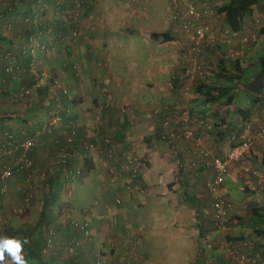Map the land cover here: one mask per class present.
I'll return each instance as SVG.
<instances>
[{"label":"crops","instance_id":"0c3cea01","mask_svg":"<svg viewBox=\"0 0 264 264\" xmlns=\"http://www.w3.org/2000/svg\"><path fill=\"white\" fill-rule=\"evenodd\" d=\"M47 2L52 6L51 12L37 18L34 24L26 20L32 11L28 0H8L0 12V43L6 51L15 50L21 54L17 51L18 46L28 39L31 28L35 32L42 29L40 36H45L40 38L41 44H53L55 49L46 54L36 50L38 65L49 68L53 78L63 87H69L74 99L62 96L59 102L50 87H33V77L27 72L33 54L22 55L23 70L13 73L5 71L7 62L0 56L1 95L12 96L23 86L33 87L39 96L35 104L0 109V116L19 114L12 119L0 117V141L5 130L13 131L18 139L35 140L34 146L26 152L12 149L5 153L6 162L18 161L25 155L33 161V166L16 168L7 180L9 187L4 192L0 177V199L3 200H0L3 207V211L0 210L3 225V228L0 226V236H4L5 228L30 225L17 227L25 219L12 214L11 208L25 202L28 190L24 177L26 171H31L38 178L47 176L57 197L47 205L48 220L34 240L38 244L31 241L32 245H25V248L29 247L30 256L25 250L28 264H121V258L135 260V264H236L225 249H219V245L228 240L240 251L246 248L243 236L252 233L251 223H248L252 221L249 209L264 199V165L261 162L264 139H254L249 156L235 162L229 172L234 181L245 183L248 198L236 201L238 196L232 183L226 182L222 188L227 190L226 196L232 205L229 216L220 225L214 222L212 235L220 241L216 246L217 256L210 254V250L198 253L195 248L202 245L199 242L202 232H197L195 226L198 227V223L203 227L208 225L200 212L207 210L205 197L212 195L208 181L214 173L211 169L191 164L200 162L202 152L206 150L222 155L234 140L252 136L263 127L264 91L258 102L252 100L251 107L235 110V102L232 105L222 100L207 102L196 94L185 100L174 84L172 73L185 66L180 51L181 46L187 44L188 37L182 31L180 19L174 20L172 14L160 17L156 12L151 13L154 4L165 6V0H89L82 12L79 38L68 36L73 24L64 25L69 5L64 8L65 4L57 7L56 0ZM169 3L172 9V0ZM214 5L217 18L221 20L217 23L222 29L227 28V13L219 12V0ZM30 17H35L33 12ZM242 21V28L233 33L234 40L246 36L245 33L255 25L260 31L263 25L246 17ZM57 32L69 39L55 37ZM181 32L183 36L180 38ZM153 33L166 34L170 39L165 40L162 35L154 38ZM229 47L230 44H223L219 48L226 53ZM122 58L127 59L132 68L127 73L119 64ZM241 82L245 87L246 83ZM57 91L59 96L63 93L60 88ZM181 101H186L194 111L211 113L216 122L211 131L199 130L203 137L201 149H195L192 143H184L187 150L178 155L174 150L178 141L173 147L167 140L163 114L153 111L156 108L164 111ZM55 106L59 107L61 119L65 116V121L60 124L58 120L52 121L58 117L55 113L51 115ZM67 111L73 114L68 115ZM99 114L102 122L98 124L96 116ZM49 117H52V128L47 130L45 126ZM74 128L78 132L72 136ZM91 142L96 144L94 149L88 145ZM61 154L66 155V161H60ZM178 158L187 166L180 180L176 181ZM77 169L83 172L79 180L82 196L74 201L75 188H79L75 183L79 181L68 183L60 177ZM44 184L35 192L43 190ZM180 191H186L190 199L183 201ZM84 193L89 196L85 202L80 201ZM41 196L43 201L36 206L39 215L45 200L42 193ZM212 197L215 201L216 196ZM213 204L209 205L210 211H213ZM190 207L200 211L193 212L191 222ZM72 217L89 220L91 234L86 236L81 229L74 228L70 224ZM50 227H56L58 231L57 245L44 253L42 248ZM72 239L78 240L79 245L75 253L70 254L64 244ZM257 264H264V259Z\"/></svg>","mask_w":264,"mask_h":264},{"label":"built area","instance_id":"2783aa9c","mask_svg":"<svg viewBox=\"0 0 264 264\" xmlns=\"http://www.w3.org/2000/svg\"><path fill=\"white\" fill-rule=\"evenodd\" d=\"M38 3L39 5L30 4V8L32 9L31 12L35 13V11L37 10L43 12L49 7V4L45 3L43 0H39ZM56 3L57 7H59L61 4L60 1H57ZM83 4V0H71V3H68L70 9L68 15L74 13V11L78 10V8H80V6ZM172 4L174 9V17L176 19H181L183 29H186L190 32L188 42L182 47L181 50V55L185 59L186 64L182 70L174 74L173 81L174 84L177 82L181 86L184 96H189L193 92L195 84L206 74V67L203 63L204 58L202 57L206 48L215 45L216 42V44H219L220 42L218 41H221L223 44L231 45V47H229L228 49L229 55L239 57L244 54V47L246 46V44L242 45V48L238 50L239 52H235V47L233 44V42H235V36L230 32L229 29L225 28L220 33L214 32L211 18L213 15H216V11L213 7V1L173 0ZM180 7L185 8V12H183L185 14L181 13ZM26 20L33 21L30 17H27ZM69 23L72 24L73 21L68 18L64 20V25H67ZM78 23L79 21L74 22L75 25L73 27H75L76 30L79 26ZM192 24H195L193 28H191ZM262 24H264V21L262 22ZM244 41H247V38H245ZM51 48L53 49L54 46L51 45ZM46 49L49 50V46ZM18 61L19 60L17 59L15 60L13 66L11 67V71L9 70V66L7 65V71L12 72L15 68L18 69V67L20 66L17 63ZM30 66L31 63L27 69L30 70ZM33 74L35 84L38 86L43 83L45 78L48 80V82H51V75L48 76L47 72H44L41 69H35L33 71ZM55 85L57 87H61L60 82L57 79H55ZM63 92L66 94L68 93V90L65 91V89L63 88ZM173 108H175L176 110L170 113L166 117V119H163V127L166 129V137L169 144H173L174 147V143L178 141L177 145L174 148L178 155L187 150V145H185L184 143H192L195 149H201L203 146V137L199 134V130L202 129L211 131L216 122L215 117L209 113L206 114L192 112L191 108L188 106V103L185 101L180 102L179 106ZM162 111L163 109H159L155 110L154 113L160 114ZM172 122H174V124H172ZM4 132V136L2 135V140L0 141V149L1 153L3 154L10 152L12 149H22L23 152H26L35 144V140L33 138L18 139L14 133L8 130ZM76 133L77 129L74 128L71 130L72 136L76 135ZM254 139H264V126L257 129L252 136L242 138L238 141L234 140L231 146L222 155H215L212 152L206 150L202 152V159L200 162H193L191 164V166L194 167L211 169L214 173L213 177L208 181V187L212 192H215L216 196L213 204L212 217L217 225H220V223L228 217L229 209L231 207V204L226 201V198L221 191L225 182V177L229 174L230 169L235 162L249 156L253 147ZM91 148H93V145L91 146ZM32 165V160L24 155L16 163L5 165L1 174V179L3 180L4 184H6L7 180L11 178L16 168L25 169L32 167ZM186 166V162H184L180 158L177 159V171L175 172L176 181L180 180ZM76 175L77 174L74 173L73 177H75ZM20 211L23 212L24 208ZM73 222L85 233L89 232V220H79L78 218H76L75 220H73ZM54 233V230L51 229L50 237L47 239L46 244L48 243V245H52L55 239ZM212 236V231L205 230L201 234L200 238L202 245H205L207 248L212 249L214 246V240ZM74 243L75 242L72 241L67 245V247L71 251L74 248ZM228 243H224L222 244V246L223 248L229 249L230 255L235 260L236 264H251L250 257L246 252H241L238 248H235L230 243ZM253 261H255V259ZM4 263L11 264V261L6 258Z\"/></svg>","mask_w":264,"mask_h":264},{"label":"rangeland","instance_id":"374dc122","mask_svg":"<svg viewBox=\"0 0 264 264\" xmlns=\"http://www.w3.org/2000/svg\"><path fill=\"white\" fill-rule=\"evenodd\" d=\"M63 1H65V0H60V2H63ZM83 1H84V4L81 5L80 8H78L79 14H78V10H75L74 13L68 15L69 12H70V9L69 8H68L67 11H65V13H66L65 16H68V19H70L71 21H73V23H72L73 25H75L74 22H78V21H79V23H78L79 26H81V24H82L81 23V20L83 19L82 12L84 11V7L86 6V3L89 0H83ZM165 1H166V5L165 6L164 5H161V4H156V5L154 4V7L151 10L152 11L151 13L154 14V12H156L158 14V16H160V17L167 16L168 14H170V16H171V14H172V18L174 19L175 18V17H173L174 16V11H173L174 9L173 8L172 9L170 8L171 7V4L169 3V0H165ZM225 1L226 0H219L220 6H223V4L225 3ZM7 3H8V0H0V12L3 11V9L5 8V6H7ZM68 3L70 4L71 3V0H68ZM30 4H31V2H30ZM51 9H52V6L49 4L48 9H46L45 11H43V12L40 11V10L35 11V13H34L35 17L34 18H31L30 17V14L32 13L31 11H29V13L27 15H29L28 17H30L33 20L32 22H34V24H35V21L37 22V18L38 19H41V18L45 17L47 15V13L49 14L51 12ZM217 14L218 13H216V15H213L212 16L211 21H212V27L214 28V32L220 33L223 29L221 28L222 26H220V23H217L220 20V18H217ZM59 15H61V14H59ZM87 17L90 18L89 17V14L87 15ZM245 17L249 21L252 20V19L253 20L255 19L257 22H259L261 24L264 21V7L263 8H258L257 6H254L253 12L250 13V14H246ZM216 19H217V21H216ZM174 20H178V19L175 18ZM179 23L181 24V26L183 28L182 22H179ZM69 24H67L65 26L68 27ZM242 24H243V21H242ZM79 26L77 27V30L75 29V27H69L70 30H71V34H69L68 36L70 38L71 37H75V38H79L80 37L81 30H80V27ZM194 26H195V24H192L191 25V28H193ZM254 27L255 28H253V29H251V30H249L248 32L245 33L246 36H241V39H238L239 42H238V40H235V42H233V44L235 46V52H239L238 50H240L242 48V45L246 44V46L244 47V54H243L244 55L243 56V61L245 63H249L251 61H256L257 59H260L261 57L264 58V35L263 34H260L258 25H255ZM227 29H229L231 33H234V31H235L233 28H231L229 26L227 27ZM172 31H175L173 29V27H172ZM182 31L184 32V34L187 35V37L190 36V32L187 31L186 29H183ZM41 33L42 32L40 31V29H37L36 32H34L33 34H30L29 35L28 39L26 38L24 41H22L19 44L17 51H19V53H21V54H17L16 52H14L15 50H13V51H11V50L6 51L3 48V43H0V56H1V59L2 60H5L7 62V65L9 66V70L10 71L12 69L11 67L13 66L15 60L16 59L17 60H21V56L22 55H26L28 53L33 54V61L31 62L30 70L27 69V72L33 77L34 76L33 71L35 69H37V68L38 69H43V68L40 67V65H38V61L39 60L37 61V58L35 57L36 50L40 49L43 53L46 54L47 52L50 53L51 51H53L55 49V46L53 44H49V45H47V44H45V45L44 44H41V39L44 38V36H45V35L40 36ZM55 35H56L55 37H57V38L58 37H62V38L65 37L64 34H62V33H59V34L57 33ZM182 36H183V33L181 32V34H180L179 37L181 38ZM67 37H65L63 39H65V40L69 39V37L68 38ZM184 37H185V35H184ZM245 38H247V41H244ZM218 42H220V44L223 45L221 41H218ZM216 43H215L214 46H212V47L209 46L208 48H206V50L204 51V55L202 56L204 58L203 59L204 60L203 61L204 66L206 67V69H205L206 70V76H210V75L213 74L211 71L213 70V68H216L218 66V62L217 61H219V58H221L223 56H226V55H229V52L227 51V49H226V53H225V51H221L220 48H219V44H216ZM51 45L54 46L53 49L51 48ZM184 45L185 44H183L181 46V50H182V47ZM48 46L50 48L49 50L46 49ZM118 54H120V52H118ZM180 56L182 57L181 51H180ZM119 64L124 69V72L125 73H127L130 69H132L127 59H123L122 58L119 61ZM45 66H48V65H45ZM21 69L23 70L22 66L21 67L19 66L18 67V71H21ZM43 71L44 72H47L48 76L51 75V77H52V73L49 70V68H44ZM256 71H257V64L255 63L254 66H251V67H249L247 69V71H246V73L244 75V81L247 82V80H250L253 77V75L256 73ZM12 72H14V71H12ZM174 74L175 73H172V79L174 77ZM211 77L212 76H210V78ZM52 79H56V78H53L52 77ZM48 83H49L48 80L45 78V80L43 81V83H41V85L38 86V85L34 84L33 87L34 88H40V87H43V86L47 85ZM60 85H61L62 91H63V88L65 89V91L68 90V93L67 94H69L70 99H74V95L73 94H70L71 91H70L69 87H67V86H64L63 87L61 82H60ZM33 87L27 88V87L21 86L18 90H16V93H14L12 96H5L3 94L1 95V93H0V109H2V108L3 109H9V108L10 109H15L16 107H19L18 105L24 106L26 104L29 105L31 103H34L35 104L36 101L37 102L39 101V100H37L38 99L37 97H39V96L37 95V92L35 91V89ZM247 89H248V87H246V86L245 87H242L241 86L240 87V90L238 89V96H237V98L235 100V105L233 106V109L234 110L237 109V108H239V107L248 108V107H251L252 106V103H251L252 102V95L249 92V90H247ZM63 93H60V96H59L58 95V92H56L55 93L57 95L56 96V100H58L59 102H61L62 96H65V94H63ZM189 97H190V95H189ZM36 104H38V103H36ZM106 105H108V103H106ZM176 106H179V103L176 104L174 107H176ZM263 106H264V102H263ZM159 109H161V108H156V109H154L153 112H155V110H159ZM54 110L55 111L52 112L51 115H54V113H55L58 117H56V118L54 117L55 119H52V121L54 122L55 120H58L59 124H60V122H64L65 121V116L61 119V116L59 114L60 112L58 111L59 110V107L58 106H55L54 107ZM67 112H68V115L72 113V111H67ZM50 118H52V117H49V119H48L49 120V123H48L49 129L52 128V123H50L51 122V119ZM96 120H97L98 124L101 123L102 122V116L100 114L97 115L96 116ZM88 145H89V147H91L93 145V149L96 147V144L94 142L88 143ZM2 154L3 153L0 152V156ZM5 157H7L6 154L4 156L0 157V169H1V173L3 172V169L5 167V165L3 166V163L6 162ZM65 158H66V155H62L61 158H60V161L61 162H63V160L66 161ZM16 162L17 161H15V162L14 161L6 162V165L14 164ZM74 173L77 174L75 177H73L74 176ZM82 176H83L82 170L81 169H77V170L69 171V174L67 172V176L64 175V174L61 175L60 178H62L66 182L68 181V183H69V182H71V180H76V182L79 181ZM24 179H27V181H26L27 187L26 188L28 190V193L25 195V198H27V199L22 204H20L18 206H15L13 209L11 208L12 214H14L16 216L24 217V219H25V221L23 223L20 222L17 225V227L22 226V225H29V224L31 225L33 222H35L37 220V218H40L39 217L40 215L37 212L36 206L40 205L41 204V201H43L42 196H41V193L44 196V191L43 190H39V191L35 192V190L41 189L42 188V184L48 181L47 176L41 175V177L38 178L31 171H26ZM226 182H227V184L228 183L229 184L232 183V185L235 187V188H233V190L235 191L236 195L238 196L237 199H235L236 201H241L242 199L244 200V199H247L248 198V195H247V193H246V191L244 189V187H245V183L244 182H242V181H234V178L232 177L231 174H228L225 177V183ZM80 183H81L80 181L78 183H75L76 187H79ZM8 184H9V182L7 183V186L4 187V182H3V190H2V192H4V190H6L7 187H9ZM221 191H222L223 194L226 195V192H227L226 189H222ZM0 192H1V189H0ZM186 193H187L186 191H180L179 192V196H180V198L183 201H186V200H189L190 199V196H188V193H187V197H185V194ZM214 195H215V192H212V195L209 194L208 197L207 196L205 197V200H206L205 209H207L206 211L203 209V213H201L199 211V209H196V211H199L200 212V215H203L206 218V220L208 221V225H205L204 227L203 226H200V224L198 223V225H197L198 227L195 226V228L197 229V232H198V230H199V232H201L202 230L212 231L214 229V222L215 221L211 217L212 210L211 211L209 210V205L214 202V197H212ZM81 196H82V186H80L78 188V190H77V188H75L74 201H76L78 198H81ZM0 200L3 202L2 198ZM88 200H89V196L86 195V193H84V198H83V200H80V201L85 202V201H88ZM1 201H0V203H1L0 210L3 211L2 210L3 207H2V202ZM28 203H29V206L27 207L26 205ZM44 203H45V200H44ZM23 208H24V211L21 212L20 210L23 209ZM190 211L192 212L190 214V222H191L192 216H193V212L195 213L196 211H195V208H191V207H190ZM76 218L77 217H75V218L72 217L71 220H70V224L74 228L80 229L73 222V220H75ZM245 219L247 220V218H245ZM249 222L250 221H248V223ZM0 226H2V228H3L2 223H0ZM207 227H209V228H207ZM91 228H92V223H90V230H89L88 233H85L83 231L86 236H89L91 234ZM246 228H248V224L246 225ZM6 229L7 228H5V230ZM51 229H53L54 232H55L54 233L55 239H54V242L53 243L51 242L52 245H48V243L47 244L45 243V246L42 248V250H43L44 253H47L50 250L54 249V247L57 245V239H58V236L57 235H58V231H57L56 227H50L49 228V233L45 237V240H46V238H49L50 237V230ZM224 235L226 237V234H224ZM248 235H249L247 237L248 240L246 241V243L244 242L246 248H244L243 249L244 251H241V252H246L248 254V256L250 257V263H253V260L254 259H255V261L258 262V261L261 260V257L263 256V247H262V244H261V239L256 238L255 236L252 235V233L251 234L248 233ZM33 238L36 239V236H34ZM193 239H194V242H196V239L195 238H193ZM213 240H214L213 241L214 242V246H213L212 249L207 248L205 245L196 246L195 248L197 249L198 253L199 252L202 253V248H203L204 251L210 250V254L217 256L218 253H219V251H218V248L216 246L220 244V241H216L214 238H213ZM30 241H31V239H30ZM72 241H74L75 243H74V248L71 251L67 247V245H68L69 242H72ZM199 242L201 243V240ZM224 243H228V240L227 241L226 240L223 241L222 244H224ZM32 244H38V243H36V242L33 241ZM222 244H221V246L219 245V249H221V250L222 249H225L226 252L231 257L229 249L228 248H223ZM78 245H79V241L78 240H75V239L68 240L64 244V246H65L64 249L66 251H68L70 254H72V253H75ZM225 250H223V251H225ZM134 261L135 260H131V259L129 261H127V260H124L123 258H121V264H130L131 262H132V264H135ZM136 264H140V263H136Z\"/></svg>","mask_w":264,"mask_h":264},{"label":"trees","instance_id":"16d2710c","mask_svg":"<svg viewBox=\"0 0 264 264\" xmlns=\"http://www.w3.org/2000/svg\"><path fill=\"white\" fill-rule=\"evenodd\" d=\"M28 1L32 2L31 3L32 5H36V4L39 5V3H38L39 0H28ZM43 1L45 3H48L47 0H43ZM57 1H60V0H56V2ZM65 1L63 3L61 2L60 6L65 4L64 8H66V6L68 4V0H65ZM210 1L211 2L213 1V7L216 11V8L214 5L216 0H210ZM254 6H257L258 8H263L264 7V0H226L225 3L223 4V6L220 7L219 12L220 13H225V12L227 13L226 20L229 23V27L233 28L236 31V30H240L242 28L240 22L242 21V19L245 17L246 14H250L253 12ZM172 7H173V4H172ZM180 10H181L182 14H185V13H183V12H185V8L180 7ZM0 17H2L1 13H0ZM32 25H33V23H32ZM48 28H50V26H48ZM48 28H47V30H48ZM31 29H32L31 34H33L35 32V30L33 28H31ZM41 31H42V29H41ZM57 33L59 34L61 32H57ZM260 34L264 35V24L260 28ZM159 35H162L165 40L170 39L169 36L166 34H157V33L152 34V36L154 38L158 37ZM0 38H1V34H0ZM220 46H221V44L219 43V47ZM243 56L244 55L239 56V57H235V56H231V55H226V56L219 58V61H217L218 66L216 68H213V70L211 71L213 74L210 76H212L213 78L212 77L210 78V76H206V74H205L204 77L199 79V81L195 84L194 90L191 94H196V97H200L207 102H210V101L215 102L217 100H222L227 105H232V104H234L235 99L238 96V89L240 90V87L242 84L241 81H244L243 77H244L247 69L251 66H254L256 63L257 64L256 73L253 75V77L249 81L247 80V82H245V81L244 82L246 83L245 85L248 87V90L252 95V100L258 102L261 98V94L264 91V58L261 57L260 59H257L256 61H251L249 63H245L243 61ZM18 64L21 66L20 60L18 61ZM5 71L9 72V71H7V66L5 68ZM17 71H18V69L15 68L14 72H17ZM33 80H34V78H33ZM50 81L51 82H49L46 86L50 87V91L53 94H55L56 92H58L57 89L58 88L61 89V87H57L55 85V79H51ZM175 82H176V80H175ZM34 84H35V80L33 82V85ZM175 85H177L178 89L182 92V88L177 82L175 83ZM182 95H183V93H182ZM65 97L68 98L69 94L66 93ZM183 98L186 100L187 96L183 95ZM55 99H54V102H55ZM181 102H184V101H181ZM188 106H189V104H188ZM175 110H176L175 108L171 107L169 109L162 111L161 113L163 114L162 115L163 119H166V117ZM191 110H192V112H197V111H194L193 109H191ZM209 114H211V113H209ZM18 115H19L18 113H13V114H8V115L2 114V116H0V117H2V119H8V118L12 119V118L18 117ZM172 124H174V122H172ZM45 127L47 130H49L48 124H46ZM8 131H10V130H8ZM10 132L14 133L13 131H10ZM4 133L5 132L2 133L3 136H4ZM20 151L23 152L22 149ZM261 162H262V165H264V152H263L262 157H261ZM74 181H76V180H74ZM224 185H225V182H224L223 186ZM43 191H44V196H45V203L43 205V209H42L41 214H40V219L35 224L25 226L22 228H15L13 226L8 227L4 231V235L21 237V238L27 237L29 240L31 239V241L35 240L33 237L36 236L38 230L48 220L47 219L48 218L47 205L52 203L57 197L56 193L52 190L51 180L45 182ZM263 194H264V185H263ZM224 197L226 198V201L232 205L231 200L228 198V196L224 195ZM249 213L251 215V220H252V221H250V223H251L250 227L252 230V235L258 239H261V244L263 247V256L261 257V260L258 262L253 261V263H251V264H257V263H260L264 259V199L259 204L255 203V205H253L249 209ZM204 231L205 230H202L201 232L203 233ZM247 237H248V235H244L243 239L245 241H247L248 240ZM47 239L48 238H46L44 243L47 242ZM37 240L39 241L38 238H37ZM25 250H27V252L29 254V247H26ZM32 255H34L33 251H32ZM29 256H30V254H29Z\"/></svg>","mask_w":264,"mask_h":264},{"label":"clouds","instance_id":"9594fccd","mask_svg":"<svg viewBox=\"0 0 264 264\" xmlns=\"http://www.w3.org/2000/svg\"><path fill=\"white\" fill-rule=\"evenodd\" d=\"M30 243L27 237L0 236V264H4L6 258L11 264H28L25 245Z\"/></svg>","mask_w":264,"mask_h":264}]
</instances>
